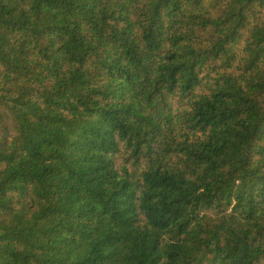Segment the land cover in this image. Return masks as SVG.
<instances>
[{
	"label": "trees",
	"instance_id": "16d2710c",
	"mask_svg": "<svg viewBox=\"0 0 264 264\" xmlns=\"http://www.w3.org/2000/svg\"><path fill=\"white\" fill-rule=\"evenodd\" d=\"M0 264H264V0H0Z\"/></svg>",
	"mask_w": 264,
	"mask_h": 264
},
{
	"label": "rangeland",
	"instance_id": "374dc122",
	"mask_svg": "<svg viewBox=\"0 0 264 264\" xmlns=\"http://www.w3.org/2000/svg\"><path fill=\"white\" fill-rule=\"evenodd\" d=\"M173 103H174L175 108H179V107H180V100L175 99V100L173 101Z\"/></svg>",
	"mask_w": 264,
	"mask_h": 264
}]
</instances>
